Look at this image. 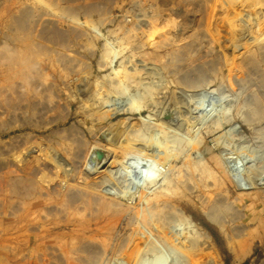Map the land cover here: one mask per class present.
Listing matches in <instances>:
<instances>
[{"label":"rangeland","instance_id":"374dc122","mask_svg":"<svg viewBox=\"0 0 264 264\" xmlns=\"http://www.w3.org/2000/svg\"><path fill=\"white\" fill-rule=\"evenodd\" d=\"M0 264H264V0H0Z\"/></svg>","mask_w":264,"mask_h":264},{"label":"bare ground","instance_id":"6f19581e","mask_svg":"<svg viewBox=\"0 0 264 264\" xmlns=\"http://www.w3.org/2000/svg\"><path fill=\"white\" fill-rule=\"evenodd\" d=\"M127 72V71H126ZM112 98H114V97H112ZM111 99V98H110ZM113 100H116V99H112V103L111 104H113ZM117 103V102H116ZM120 103V102H119ZM107 104V103H106ZM110 105V104H109ZM114 105V104H113ZM115 107H118L119 109H123V108H128L129 107V105L127 104V102H121L119 105H116ZM127 140H129V138L127 139ZM136 142H131V141H128L127 142V146L128 147H133V145L132 144H135ZM141 144H143V143H141ZM144 145V144H143ZM134 148H136V147H134ZM131 158H133V154L131 153V152H127V153H125L124 154V156L121 158V159H115V158H113L112 160H111V163L113 164L114 162V164L115 165H113V166H117L118 167V165L119 166H123V167H125L126 166V168H124V169H127V167H128V164H129V162H130V159ZM110 159V158H109ZM109 159H106V157H105V159L103 160V162H102V164H100V166L99 167H101V165H103V163H105V162H107ZM112 164H110V165H112ZM109 167V166H108ZM120 168H122V167H119V169ZM117 169V168H116ZM115 169V170H116ZM100 171H106V176H114V173H116L117 172V170L114 172V168L112 167V168H104V170L102 169V170H100ZM106 176H101L99 179H102V180H104V177H106ZM97 180V179H96ZM96 180H94L95 182H93L94 184L96 183ZM101 180V181H102ZM98 185V184H97ZM96 185V186H97ZM100 189H102V187H101V184H100ZM117 196H119V194H117ZM120 197H124L123 196V194L122 195H120ZM126 211H127V209H125ZM171 228H172V233H177V232H175V230H174V228L171 226Z\"/></svg>","mask_w":264,"mask_h":264}]
</instances>
